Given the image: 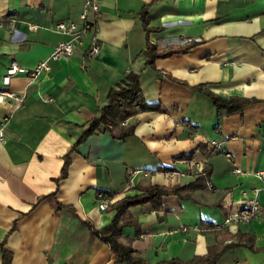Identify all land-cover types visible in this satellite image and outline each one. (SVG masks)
Listing matches in <instances>:
<instances>
[{"label":"crops","instance_id":"1","mask_svg":"<svg viewBox=\"0 0 264 264\" xmlns=\"http://www.w3.org/2000/svg\"><path fill=\"white\" fill-rule=\"evenodd\" d=\"M82 4L0 0V89L24 93L12 112V99L0 96V246L11 252L10 264H125L82 220L100 228L114 214L109 205L139 192L138 184L172 186L200 173L206 185L191 198L165 196L159 211L150 202L131 206L128 218L140 227L125 225L122 240L151 263L187 260L211 246L221 250L217 264H264V192L258 217L213 227L240 209L244 191L262 185L255 173L264 169V0H99V10L89 13L94 31L74 54L3 86L11 61L33 66L68 38L54 24L77 20ZM143 9L158 47L197 42L147 65ZM90 36L99 49L87 58ZM127 70L139 74L145 99L164 111L127 119L135 129L123 139L104 130L76 143ZM208 90L255 100L234 114L219 113ZM66 155V175L56 180ZM97 192L107 199L105 209ZM223 230L253 234L260 249L223 248L233 240L219 243Z\"/></svg>","mask_w":264,"mask_h":264},{"label":"trees","instance_id":"2","mask_svg":"<svg viewBox=\"0 0 264 264\" xmlns=\"http://www.w3.org/2000/svg\"><path fill=\"white\" fill-rule=\"evenodd\" d=\"M140 20L146 36V64L153 66L154 60L158 57L168 56L174 52L187 51L197 41H192L187 45H172L166 48L158 47L149 39L151 28L148 27L149 17L146 10L140 12ZM85 57L90 58L86 51L83 53ZM194 89L203 90L202 85L192 86ZM208 95L211 96L219 113L234 114L241 111L243 107L255 100V98H246L239 96H222L208 90ZM107 102L102 105L100 113L91 119L89 125L83 130L78 137L76 143L84 140L94 132L107 130L113 139H123L134 133L135 122L127 121L130 117L135 116L140 111L153 110L163 112L164 108L159 102H150L145 99L139 82V74L127 70L123 78L115 86L110 87L107 92ZM190 153H180L174 156L175 159L190 158ZM68 164V156H65L59 177L60 179L66 175ZM163 171L172 170L171 167L165 166L160 168ZM207 177L200 173L194 179L172 186L158 184H138L139 192L133 195H126L117 202L111 203L109 208L114 210L111 220L100 228H92L87 220H82L91 231L98 236L102 241L107 243L110 250L115 254V261L124 262L125 264H217L220 256V251L216 247L209 248L208 253L204 255H194L193 257L182 260L178 257H173L167 260L149 262L145 257L140 255L130 242L122 240V231L125 225H134L135 229H139L140 223L132 218H128L129 208L133 205L150 202L155 211H159L162 206V200L165 196H177L179 198H191L190 194L194 189L205 186ZM66 207L72 213L76 214L75 208L72 205H61ZM211 226L212 224H207ZM219 243L225 239L233 238L230 243H227L223 248H229L236 245L248 246L251 249L259 250L255 246V236L249 232L237 230L235 233L223 230L217 232ZM0 246L1 264H10L11 252ZM222 248V249H223ZM262 248V247H261ZM264 249V247L262 248Z\"/></svg>","mask_w":264,"mask_h":264},{"label":"built area","instance_id":"3","mask_svg":"<svg viewBox=\"0 0 264 264\" xmlns=\"http://www.w3.org/2000/svg\"><path fill=\"white\" fill-rule=\"evenodd\" d=\"M98 10L99 0H83L82 9L78 14L77 20H59L54 24V28L57 31L66 33L68 35V38L66 40L58 42L52 48L46 59L37 62L33 66L26 67L20 65L15 60L11 61L9 65H7L5 72L2 75V85H7L10 78L17 74H24L35 78L39 74L50 70L48 60H55L64 56L74 54L83 44L85 35L88 32L93 33L94 25L92 19L89 17V13H95ZM98 49L99 44L97 40L94 36H90L88 40V46L85 51L87 52L89 57H94ZM0 96H5L12 99L8 103L9 111L12 112L22 104L24 93L17 94L4 88L0 89ZM48 100H52V98H48ZM7 117V115L3 117V120L1 121L2 126L5 124ZM3 134V129L0 128V140H4ZM235 171L239 172L240 170L236 168ZM255 174L261 180L262 185L252 186L250 189L244 191L243 197L240 200V209L235 213L228 214L222 223L214 224V228L222 229L225 224L232 221H250L251 219L258 217L263 212V206L259 196L262 192H264V169L257 171ZM96 197L98 199V207L100 209H105L107 207V199L104 197V194L102 192H97Z\"/></svg>","mask_w":264,"mask_h":264}]
</instances>
